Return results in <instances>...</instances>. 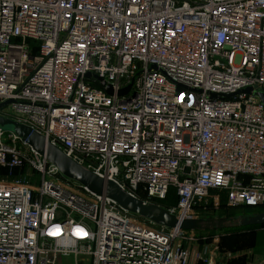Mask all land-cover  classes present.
Returning a JSON list of instances; mask_svg holds the SVG:
<instances>
[{
    "label": "built area",
    "instance_id": "built-area-1",
    "mask_svg": "<svg viewBox=\"0 0 264 264\" xmlns=\"http://www.w3.org/2000/svg\"><path fill=\"white\" fill-rule=\"evenodd\" d=\"M257 93L264 0H0V104L11 101L0 116L145 203L174 189L164 208L181 220L203 218L215 191L229 208L264 206ZM2 170L0 264H230L211 244L192 252L195 231L89 192L0 128Z\"/></svg>",
    "mask_w": 264,
    "mask_h": 264
},
{
    "label": "water",
    "instance_id": "water-1",
    "mask_svg": "<svg viewBox=\"0 0 264 264\" xmlns=\"http://www.w3.org/2000/svg\"><path fill=\"white\" fill-rule=\"evenodd\" d=\"M90 75H87L89 77ZM110 93V88L102 84ZM251 89L245 90L250 92ZM124 91H122L123 93ZM264 104V94L257 93ZM11 101L0 104V109L8 105ZM9 126L12 133L16 134L23 142L30 146L40 155L46 157L47 161L58 168L60 173L67 179L78 183L89 192L96 195H106L114 200L121 208L136 216L144 218L157 226L165 228H179L183 231H196L200 225L206 221L200 219H179L164 207L154 204L145 203L122 189L120 185L112 180H105L94 172L84 168L82 165L73 161L61 149L53 145L45 136L33 130L31 127L24 125L10 118L0 116V128ZM264 224V213L256 215L253 218L243 219V226L262 225Z\"/></svg>",
    "mask_w": 264,
    "mask_h": 264
},
{
    "label": "rangeland",
    "instance_id": "rangeland-1",
    "mask_svg": "<svg viewBox=\"0 0 264 264\" xmlns=\"http://www.w3.org/2000/svg\"><path fill=\"white\" fill-rule=\"evenodd\" d=\"M1 115V114H0ZM3 129L7 132L11 131V128L9 126H4ZM21 146V144H20ZM33 181H41V177L39 175H36ZM215 195L221 196L220 202L218 205L213 206V202L211 201L209 203V206H211V209H208L207 212L204 213L203 219L204 221L200 227L195 231L194 237L197 239V245L198 246H192L191 244L188 243L191 242L190 240H184V244H188V248H190L193 251H196L198 249H201L203 245H208L211 244L213 246H217L221 253L224 256V261H227L230 264H237L240 260H245V264H257V261L259 259L264 258L258 257L260 254L264 255V229L258 230L257 231V243L254 244L253 246H247V247H242L246 250L250 251V255L248 256H241V257H228V254L230 252H236L237 246L236 247H230L228 245H224L226 241H224L226 238H229L228 236L231 231H238L239 229H244V228H252L254 226L258 225H249V226H243V219L245 218H253L256 215H259L261 213H243L240 215H231L232 211L226 210V209H221V206L224 202L223 195L221 193L218 194V192H213ZM233 214V213H232ZM211 237V241L207 242L206 238ZM201 239L205 240L203 243H201ZM220 245H223V249L220 247ZM238 245V244H237ZM236 248V249H234ZM253 248L254 250H252ZM230 249V250H228ZM256 249V250H255ZM221 254V256H222ZM255 255L258 257H255ZM256 258V259H255ZM85 263L88 264V258L85 257ZM57 264H75V260L73 257H60L57 261Z\"/></svg>",
    "mask_w": 264,
    "mask_h": 264
},
{
    "label": "trees",
    "instance_id": "trees-1",
    "mask_svg": "<svg viewBox=\"0 0 264 264\" xmlns=\"http://www.w3.org/2000/svg\"><path fill=\"white\" fill-rule=\"evenodd\" d=\"M23 169H25V168H23ZM8 171H9V169H5V172H8ZM2 172H4V171L2 170L0 173L2 174ZM13 172H14L13 174H15V175H18L20 173L19 169H16ZM223 199H224V202H226L224 196H223ZM156 202L165 208H169L170 206L175 205L177 203V193L174 189H171L169 192V195L165 201H156ZM209 208L211 209V206H209ZM226 208H228V209H226ZM221 209H226V210L232 211L233 214L231 213V215H240L243 213H261V212H264V206L263 207L241 206V207H237V208H229V207H227V205H225V203L222 204ZM262 229H264V224L254 226L252 228L239 229L238 231H236V230L231 231L229 233L230 236H228L229 238H226L224 240V241H226L224 245H228V244L233 242L229 246L230 247H236L237 246L238 247L237 250L244 249L242 247L253 246L254 244L257 243V240H258L257 231L262 230ZM210 238L211 237L206 238L207 242L211 241ZM205 240L201 239V243H203ZM220 247L223 249L224 246L220 245ZM234 249H236V248H234ZM228 250H230V249H228ZM237 264H245V260H240L239 262H237Z\"/></svg>",
    "mask_w": 264,
    "mask_h": 264
},
{
    "label": "crops",
    "instance_id": "crops-1",
    "mask_svg": "<svg viewBox=\"0 0 264 264\" xmlns=\"http://www.w3.org/2000/svg\"><path fill=\"white\" fill-rule=\"evenodd\" d=\"M251 249L254 250L253 248H251ZM255 250H256V249H255ZM262 256L264 257L263 254H260L258 257H262ZM255 257H257V256L255 255ZM258 257H257V258H258ZM255 259H256V258H255Z\"/></svg>",
    "mask_w": 264,
    "mask_h": 264
}]
</instances>
